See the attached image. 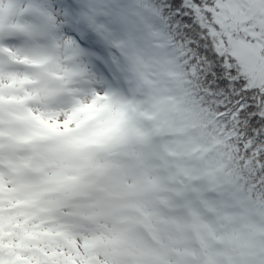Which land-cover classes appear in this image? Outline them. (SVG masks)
<instances>
[{
	"label": "snow or ice",
	"instance_id": "obj_1",
	"mask_svg": "<svg viewBox=\"0 0 264 264\" xmlns=\"http://www.w3.org/2000/svg\"><path fill=\"white\" fill-rule=\"evenodd\" d=\"M0 264H264V0H0Z\"/></svg>",
	"mask_w": 264,
	"mask_h": 264
}]
</instances>
